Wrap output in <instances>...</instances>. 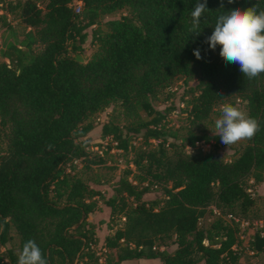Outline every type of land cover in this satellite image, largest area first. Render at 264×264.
I'll return each instance as SVG.
<instances>
[{"label": "trees", "instance_id": "16d2710c", "mask_svg": "<svg viewBox=\"0 0 264 264\" xmlns=\"http://www.w3.org/2000/svg\"><path fill=\"white\" fill-rule=\"evenodd\" d=\"M196 2L41 0L39 6L0 0V26L11 30L7 17L18 11V24L27 30L19 42L0 47V264H17L28 240L48 264H98L96 225L87 218L99 204L109 211L104 264H238L239 229L224 216L264 224V216L249 217L258 198L250 187L264 183V74L247 79L219 55V45L212 50L205 41L220 14L254 5L264 10V0H207L198 35L190 31ZM121 9L127 13L104 22V30L94 27L102 15ZM89 27L96 50L81 63L70 54L83 50ZM176 77L195 80L182 93L190 123H202L227 98L244 103L259 122L260 131L244 140L233 160L193 154L198 144L216 149L220 137L187 130L177 141L166 121L174 106L151 107V98ZM110 104L128 116L140 109L145 117L121 127L101 125L99 138L132 152L129 164L138 173L131 182L132 170H125L104 197L70 168L101 163L89 157L87 135L94 127L88 119ZM137 137L155 145L134 149ZM152 189L163 197L144 200ZM212 209L219 216L199 227L215 216ZM10 230L17 243L6 247ZM246 250L264 257V236L251 235Z\"/></svg>", "mask_w": 264, "mask_h": 264}, {"label": "rangeland", "instance_id": "374dc122", "mask_svg": "<svg viewBox=\"0 0 264 264\" xmlns=\"http://www.w3.org/2000/svg\"><path fill=\"white\" fill-rule=\"evenodd\" d=\"M6 3L13 4L16 0H4ZM23 1V0H19ZM39 6H42L41 0H33ZM127 13L125 9L117 10L113 13L102 15L97 24L94 27H98L101 30H104V22L109 20L118 19L120 16H123ZM18 11L15 12V16H8L7 21L11 25V30H6L0 26V47H3L7 43H17L22 40L26 30L18 24L17 20ZM94 27H89L86 29L88 34V39L83 45V50L78 54H70L71 57H74L81 63L88 61L96 50L95 45H90V34ZM15 40V41H14ZM0 62H4L0 58ZM195 80L184 79L182 77H176L169 85V87L159 90L153 98L150 100V105L154 110L162 112L165 108H168L170 105L174 106L175 113L167 114V128L168 131L174 133L176 140L178 141L182 138L187 130H190L194 134H217L214 127L215 119L220 115V106L223 104L232 103L233 106L238 107L240 110L246 113L245 105L242 102H238L234 98H227L223 102L217 104L212 109L208 118L200 124H192L187 118L184 111V101L188 98L183 93L184 86L193 87ZM144 113L138 109L136 115L128 116L123 114L121 108L117 104H110L102 111L97 112L90 116L88 119L93 124V129L88 133L87 138L91 143V147L88 148L90 151L89 157L95 162L101 160V163L85 166V163L77 164L73 168H70V172L75 176L81 178L85 183L88 184L92 189L98 190L104 197L111 196L110 186L113 182L119 178L125 170L131 169L132 174L127 175L128 180L131 182L135 181V175H138L137 172L133 171V167L129 164L132 160V152L122 153L119 150L114 149V145L109 143L106 139L101 140L99 138L100 127L106 122H111L114 125L121 127L129 123H136L137 120H142L144 118ZM149 144V145H148ZM146 145L139 137L132 140V146L134 149L137 148H151L155 145V142L150 141ZM0 145L2 141L0 140ZM245 141H240L231 146H226L224 144L220 145L216 149H212L208 146L198 144L193 150V154L198 153H211L214 156H217L222 161L228 162L233 160L243 149ZM191 153V152H189ZM252 181H249L248 184H251ZM251 194H255L258 198L256 199V204L252 210L250 218L262 217L264 216V183L252 185L250 187ZM163 195L159 189H152L148 194L144 195L143 199L146 201L153 200L155 198H162ZM216 216H209L207 218L201 219L199 221V227H207L209 222H211ZM253 218V217H252ZM88 221L93 222L96 225V236L99 240V243L102 242V238L108 232V210L100 205V208L94 214H91L87 218ZM120 222L116 221L114 223L113 229L116 226H119ZM11 240L7 243L8 246H15L17 243L16 236L13 230H10ZM251 236V232H246L242 235L241 244V258L238 261V264H264V257L262 255H252L249 251L246 250L248 240ZM101 246V245H100ZM100 246H97L99 257L98 264H104L105 252L101 250ZM100 249V250H99ZM172 248L164 249L165 252L170 251ZM4 247L0 246V254L3 252Z\"/></svg>", "mask_w": 264, "mask_h": 264}, {"label": "clouds", "instance_id": "9594fccd", "mask_svg": "<svg viewBox=\"0 0 264 264\" xmlns=\"http://www.w3.org/2000/svg\"><path fill=\"white\" fill-rule=\"evenodd\" d=\"M206 9L207 0H197L191 11L192 33H200V20ZM205 42L212 50L219 45V55L226 63L238 64L247 79L264 74V10H260L258 5L245 10L233 8L220 14ZM194 55L197 59L201 58L199 50H194ZM214 127L221 143L228 147L251 140L260 131L256 119L231 104L220 106V115L215 119ZM17 264H48V261L39 245L34 240H28L18 255Z\"/></svg>", "mask_w": 264, "mask_h": 264}, {"label": "built area", "instance_id": "2783aa9c", "mask_svg": "<svg viewBox=\"0 0 264 264\" xmlns=\"http://www.w3.org/2000/svg\"><path fill=\"white\" fill-rule=\"evenodd\" d=\"M79 6H80V4L78 3L76 5L75 12H78ZM212 213L215 216H219V213L215 209H212ZM224 219H225V221L232 223L238 227V229H239L238 234H239L240 239L242 238V235H244L246 232H249V231L251 232V235H253L254 233H258L259 237L264 236V224L261 221L249 222L247 220H240V219H238L234 216H231V215L224 216Z\"/></svg>", "mask_w": 264, "mask_h": 264}, {"label": "crops", "instance_id": "0c3cea01", "mask_svg": "<svg viewBox=\"0 0 264 264\" xmlns=\"http://www.w3.org/2000/svg\"><path fill=\"white\" fill-rule=\"evenodd\" d=\"M26 31H27V30H26ZM100 205H101V204H99V208H100ZM102 206H103V205H102ZM105 208H106V207H105ZM106 209H107V208H106ZM107 210H108V209H107ZM94 213H95V212H94ZM94 213H93V214H94ZM108 214H109V211H108ZM90 215H91V214H90ZM92 223H93V222H92ZM108 232H109V231H108ZM106 235H108V234H106ZM106 235H105V236H106ZM105 236H104V237H105ZM101 241H103V238H102ZM100 245H101V246H100ZM97 246H100L101 250L104 251V249L102 248V242L99 243V240H98V245H97ZM123 264H137V262L123 263ZM140 264H151V263L141 262Z\"/></svg>", "mask_w": 264, "mask_h": 264}]
</instances>
